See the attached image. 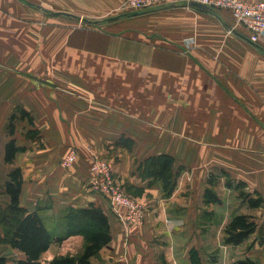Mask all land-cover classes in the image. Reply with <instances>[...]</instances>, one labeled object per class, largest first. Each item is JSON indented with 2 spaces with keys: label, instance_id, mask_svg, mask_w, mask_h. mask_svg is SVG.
Instances as JSON below:
<instances>
[{
  "label": "crops",
  "instance_id": "obj_1",
  "mask_svg": "<svg viewBox=\"0 0 264 264\" xmlns=\"http://www.w3.org/2000/svg\"><path fill=\"white\" fill-rule=\"evenodd\" d=\"M120 6L0 0V205L9 203L4 185L19 169V205L37 212L52 237L43 264L82 252L87 238L65 235V214L89 205L102 209L111 237L91 264H192L191 250L201 264H264V38L250 41L227 9L165 4L132 10L133 21L119 23ZM74 15L115 17L111 30H80ZM9 140L17 151L5 161ZM71 150L76 158L64 166ZM93 153L111 161L115 182L140 204L139 218L91 187ZM158 153L175 159L168 196L138 169ZM220 159L228 164L214 163ZM239 181L262 197L259 207L242 200ZM206 187L220 202L205 204ZM237 214L257 228L225 244L224 227Z\"/></svg>",
  "mask_w": 264,
  "mask_h": 264
},
{
  "label": "trees",
  "instance_id": "obj_2",
  "mask_svg": "<svg viewBox=\"0 0 264 264\" xmlns=\"http://www.w3.org/2000/svg\"><path fill=\"white\" fill-rule=\"evenodd\" d=\"M119 142L125 141L120 139ZM130 143L123 144L131 147ZM4 148L5 161H11L17 151L14 141L6 142ZM174 161L172 155L158 153L145 157L139 162L138 169L141 175L149 180V183L159 181L164 195L168 196L175 186ZM21 181L20 170L15 169L9 173V179L5 182L4 189L10 201L5 206L0 205V243L8 244L23 254V257L15 259L16 264H43L40 257L48 249L52 237L37 212H27L19 205ZM207 183H212L211 175ZM227 184L229 185L228 180ZM244 186L242 181L237 183L239 196L246 201L249 207H259L263 203L262 197L258 193L255 197L251 196V193L244 190ZM203 197L205 204L220 202L218 195L210 187L205 188ZM206 213L211 215V212ZM65 219L67 222L65 235L79 233L85 235L87 240L80 254L55 256L49 264H91L90 257L95 255L111 238L106 215L100 207L89 205L85 208L68 210ZM256 228L255 222L249 215L237 214L224 227V242L238 245L247 239ZM5 259L6 257L0 256V264H5ZM190 260L192 264H201L195 250L190 251ZM236 264L256 263L249 258H243L237 260Z\"/></svg>",
  "mask_w": 264,
  "mask_h": 264
},
{
  "label": "built area",
  "instance_id": "obj_3",
  "mask_svg": "<svg viewBox=\"0 0 264 264\" xmlns=\"http://www.w3.org/2000/svg\"><path fill=\"white\" fill-rule=\"evenodd\" d=\"M191 2H197L210 8L227 9L233 14L236 23L242 24L248 30L250 41L254 42L261 37L264 38V0L253 3H245L242 0H121V7L126 11H141L165 4H189ZM75 158L76 153L71 150L62 160V164L68 166L74 162ZM90 170L92 177L89 182L93 189L104 194L112 205L127 207L130 210L128 218L140 217L139 202L115 182L111 161L93 153Z\"/></svg>",
  "mask_w": 264,
  "mask_h": 264
},
{
  "label": "rangeland",
  "instance_id": "obj_4",
  "mask_svg": "<svg viewBox=\"0 0 264 264\" xmlns=\"http://www.w3.org/2000/svg\"><path fill=\"white\" fill-rule=\"evenodd\" d=\"M120 5H121V0H120ZM119 23H125L124 21H128L127 23H131L133 20H129L127 18H130L131 16H134V13L130 12V11H126L124 8L122 9L121 6L119 8ZM112 17H115L114 15H105L104 17H98L97 19L96 18H86V17H81L79 15H74V19H75V22L77 23L76 27L77 29H80V30H83V29H90V28H93V27H96V28H103L105 30H111L109 29L110 26H107V23L110 21V18ZM100 23H103V24H100ZM127 30H130V29H127ZM121 31H124L123 29H119V32ZM195 146V145H194ZM193 147H190L189 148V152L190 151H193L195 150V148ZM210 151V150H209ZM221 151H226L224 149H221ZM254 159L258 160L257 158L255 157H252L251 158V162L252 163H255V162H258V161H255ZM109 161V160H108ZM190 163L187 164V167L188 168H191L192 166L195 165V160H189L188 161ZM213 161H209V163L211 164ZM225 163V164H228L227 160H224V159H220V160H217V161H214V163ZM242 162V161H240ZM215 168V172L216 173H219L218 171V167H214ZM211 176H214L213 174ZM225 180V179H224ZM6 247H5V244L4 243H0V256H4L6 257L5 259V262L6 261H15V258H17V254H14L13 252H10L9 250H4Z\"/></svg>",
  "mask_w": 264,
  "mask_h": 264
},
{
  "label": "water",
  "instance_id": "obj_5",
  "mask_svg": "<svg viewBox=\"0 0 264 264\" xmlns=\"http://www.w3.org/2000/svg\"><path fill=\"white\" fill-rule=\"evenodd\" d=\"M189 5L192 7H196L198 9H204V10L206 9L205 5H202V4L197 3V2H191V3H189Z\"/></svg>",
  "mask_w": 264,
  "mask_h": 264
}]
</instances>
